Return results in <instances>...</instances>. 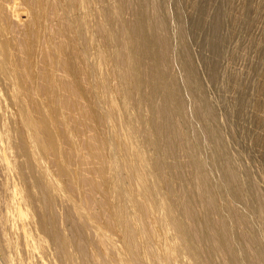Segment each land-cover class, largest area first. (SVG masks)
Masks as SVG:
<instances>
[{
    "label": "rangeland",
    "instance_id": "374dc122",
    "mask_svg": "<svg viewBox=\"0 0 264 264\" xmlns=\"http://www.w3.org/2000/svg\"><path fill=\"white\" fill-rule=\"evenodd\" d=\"M143 17L155 63L134 53ZM188 206L201 232L224 218L235 256ZM208 260L264 264V0H0V264Z\"/></svg>",
    "mask_w": 264,
    "mask_h": 264
},
{
    "label": "bare ground",
    "instance_id": "6f19581e",
    "mask_svg": "<svg viewBox=\"0 0 264 264\" xmlns=\"http://www.w3.org/2000/svg\"><path fill=\"white\" fill-rule=\"evenodd\" d=\"M149 25L150 24H148V22L146 21V18L145 17H143L141 20H139L138 22H137V24L133 27V29H132V35H134V42H135V44H136V50H135V55H137V56H141V57H149L154 63L157 61V60H155V57H153V55H152V53H151V48H152V46H153V43H152V41L150 40V38L148 37V32L149 31H151V30H149V28H151V27H149ZM138 57H136V61L138 60L137 59ZM133 62V61H132ZM132 62L130 63V65L132 64ZM137 71V69H132L131 71H130V77H132L133 76V74H135V72ZM158 73V72H157ZM155 76V75H154ZM154 80H157L156 78L154 79ZM153 83V85H154V87L152 88V90H151V92H149L150 93V95H147L148 97L149 96H151V98H153L157 93H159L160 91H161V89H160V87H159V89L156 87V86H160V82H159V79H158V82H156V81H153L152 82ZM156 83V84H155ZM137 84H139V82L137 83ZM174 95H176V91L172 88V90H165V92L163 93V104H162V106L160 107V108H158V109H154V113H155V115L156 116H158L159 118H162L163 120H164V123L160 126V128L158 127L157 129H158V131L161 133V134H165L166 132H167V135L168 134H170V133H173V132H175L176 131V129H175V125L173 126V118L175 117V116H177V114L178 113H180L179 111H180V106H179V104H177V103H175V101H174ZM147 97V98H148ZM149 101V100H148ZM153 101V99H150V104H152L151 102ZM184 103H182L181 102V105H183ZM182 109V108H181ZM112 112H115V109H112ZM176 114V115H175ZM181 115V114H180ZM175 119H176V117H175ZM178 119V118H177ZM175 124V123H174ZM26 126H27V128H29V129H31L32 131H35L37 134H39V133H41V131H42V129H43V127H41V126H39L38 124H36L33 120H31V119H27L26 120ZM173 130H175V131H173ZM173 131V132H172ZM170 132V133H169ZM177 132V131H176ZM175 135V134H174ZM171 137V136H170ZM130 140H132L131 139V136H129L128 137V141L126 142V144H125V150L127 151V152H129L130 151V145L132 144L131 142H129ZM168 145L170 146V144L168 143ZM168 148V147H167ZM170 148H171V146H170ZM195 153V152H194ZM195 165H196V163H195ZM154 167L156 168V169H158L159 170V168H160V165H159V163L157 162V161H155L154 162ZM198 167V166H197ZM198 171H201V170H199V168H198ZM197 171V172H198ZM200 173V172H199ZM198 174V173H197ZM201 174V173H200ZM199 174V175H200ZM202 174H203V172H202ZM230 174V173H229ZM232 174V173H231ZM199 175H197V176H199ZM227 176H230V175H227ZM198 178V177H197ZM136 180H138L139 182V186H140V189L141 190H143V193H144V195H145V197H146V199L150 202V201H153V202H155V192H154V190H153V186L151 187V184L149 185L148 183H147V181H146V178H145V176L144 175H142L141 173H139L138 174V176H137V178H135ZM201 179V178H200ZM207 179V178H206ZM202 180V179H201ZM201 180H199V181H201ZM198 181V180H197ZM204 182H205V180H204ZM203 181L201 182V184H200V186L202 185V186H204L205 184H207V185H210V184H208V182H206L205 184H202V183H204ZM40 186V188H42L43 186L40 184L39 185ZM204 187H206V185L204 186ZM235 188H236V186H234ZM203 188V187H202ZM233 188V187H232ZM205 189V188H204ZM208 189V188H207ZM205 190V191H203V193H206V191H208V190ZM210 190H211V188H209ZM203 190V189H202ZM235 190V189H234ZM208 192H210V191H208ZM207 192V193H208ZM211 192H212V190H211ZM214 193V192H213ZM233 193V192H232ZM44 194L45 195H48L47 194V192L46 191H44ZM210 194V193H209ZM202 195H204L205 196V194H202ZM207 195V194H206ZM215 195L217 196V194H216V192H215ZM235 195H237V193L235 194ZM208 196V195H207ZM215 197V196H214ZM49 198H50V195H48V197L46 196L45 197V200L48 202V203H51V201L49 200ZM204 198V197H203ZM207 198V197H206ZM210 198H211V203H207V207H208V205L209 206H214L215 207V205L214 204H217L216 203V201L214 200L215 198H213V196L211 197L210 196ZM217 198V197H216ZM206 200V199H205ZM209 200V199H208ZM201 201H204V200H201ZM207 201V200H206ZM205 201V202H206ZM211 204V205H210ZM206 207V208H207ZM213 207V208H214ZM215 208H218V207H215ZM214 208V209H215ZM207 209H209V208H207ZM212 210V209H211ZM217 210V209H216ZM207 211H209L210 213H211V211L210 210H206V213L208 214L209 212H207ZM220 212V211H219ZM219 212H216V211H214V215L217 213V214H219ZM205 213V212H204ZM209 213V214H210ZM212 214V215H213ZM234 214V213H233ZM205 215V214H204ZM187 216L189 217V218H191V220H194L193 222H194V229H193V233H194V236L200 241V242H203V243H205V242H209L210 244H211V242H213V244H215V246H216V250H219V251H226V252H229L232 256H235V253H234V251H232V250H229L228 249V246H229V237L227 236V232H224V234L222 233H219L218 231H220L221 230V226H223L224 225V223H222L223 222V220H224V218H223V220H222V222L220 223L219 221V224H221V225H219L220 226V229L218 230L217 229V227L215 228L214 227V223H213V220L211 219V218H209V219H211L212 220V222L211 221H209L208 222V224L206 225V228H207V230H206V232H201V230L197 227L198 226V224H196L197 222H195V219H194V217H195V211L190 207V206H188V209H187ZM198 216V215H197ZM200 216V215H199ZM202 216H203V214H202ZM208 216V215H207ZM206 216V217H207ZM204 217V216H203ZM199 218V217H198ZM197 218V219H198ZM201 218V217H200ZM200 218L198 219V220H200ZM212 218H213V216H212ZM204 219V218H203ZM206 219V218H205ZM204 219V220H205ZM214 219V218H213ZM197 220V221H198ZM201 220H202V218H201ZM221 220V219H220ZM226 221V220H225ZM224 221V222H225ZM205 221H203V223H204ZM202 223V222H201ZM41 225L45 228V229H47V230H53L54 231V227L53 226H51V225H49V222L43 217L42 219H41ZM204 224H202V226H203ZM199 226H200V224H199ZM216 226V225H215ZM205 227V226H204ZM219 228V227H218ZM217 230V232H215L216 230ZM226 228L224 227L223 228V230H225ZM54 234V238H55V240L60 244V246H61V248H62V251H66V249H67V247H68V242H67V240L66 239H64V238H62V237H60L59 235H57L56 234V232H54L53 233ZM256 239V238H255ZM252 240H254V239H252ZM254 242V241H253ZM208 243V244H209ZM252 243V242H251ZM206 244V243H205ZM214 246V245H213ZM214 246V247H215ZM207 258H210V257H207ZM213 260V259H212ZM214 262V261H213ZM213 262H211V260H208V263L209 264H215V263H213ZM235 264V263H234Z\"/></svg>",
    "mask_w": 264,
    "mask_h": 264
}]
</instances>
